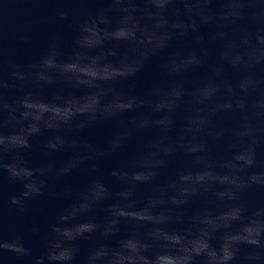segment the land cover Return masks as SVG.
Wrapping results in <instances>:
<instances>
[{
    "label": "clouds",
    "instance_id": "obj_1",
    "mask_svg": "<svg viewBox=\"0 0 264 264\" xmlns=\"http://www.w3.org/2000/svg\"><path fill=\"white\" fill-rule=\"evenodd\" d=\"M105 3L77 25L67 55L53 42L38 61L20 66L0 49V179L6 174L22 185L10 204L25 213V202L44 196L50 180L94 173L100 158L119 152L134 136L148 139L128 167L109 173L122 186L118 191L101 179L90 180L75 197L63 186L66 202L47 226L40 255L23 235H4L0 204V257L11 253L21 264H264V205L249 207L242 200L249 189H264V171L254 170L257 149L264 146V70L258 71L264 69V0ZM70 11L65 7L58 15L65 19ZM189 36L196 47L163 59L166 84L143 96L119 89L147 59ZM202 68L205 77L190 84L189 76ZM229 69L238 73L235 82L227 78ZM51 86L57 91L47 100L34 90ZM12 88L20 94L10 99ZM68 88L85 92L66 93ZM126 113L137 115L125 119ZM100 121L116 127L103 149L66 134ZM45 131L54 133L43 146L47 156L65 149L72 155L61 164L45 159L31 166L32 141ZM220 141L230 154L213 157L209 145ZM179 155L188 164L161 183L159 170ZM145 186L149 193L138 199ZM194 202L199 207L186 214ZM125 226L128 234L109 244ZM82 240L93 244L81 258Z\"/></svg>",
    "mask_w": 264,
    "mask_h": 264
},
{
    "label": "water",
    "instance_id": "obj_2",
    "mask_svg": "<svg viewBox=\"0 0 264 264\" xmlns=\"http://www.w3.org/2000/svg\"><path fill=\"white\" fill-rule=\"evenodd\" d=\"M105 0H0V49H2L5 59L10 58L15 64L27 66L38 61L47 51L49 45L57 43L64 55L69 54L74 46L76 28L80 21L96 13L99 8L106 7ZM68 7L71 9L67 18L61 19L58 10ZM218 4L213 5L217 9ZM113 22L116 16L112 17ZM210 30L202 28L201 32L207 34ZM108 47L113 45L109 43ZM196 47L194 37L174 40L168 50L163 53L153 55L144 63L142 70L131 80L120 81L118 87L124 92L138 96L145 95L153 87L164 85L167 79L161 70L163 59L171 52L183 51ZM125 50L120 46V51ZM210 58L215 60L216 53L214 47H209ZM115 59V58H111ZM5 70L8 65H4ZM264 69H260L261 71ZM207 73L206 68H202L189 76V83H196L202 80ZM227 78L235 82L238 73L229 69ZM43 99H50L57 91L56 86L34 89ZM66 93L83 95V89H65ZM18 89L7 90L10 99L19 95ZM137 113H126L125 119H133ZM183 112L178 111L177 125L182 121ZM116 132L115 124L112 121H100L92 128L81 132H66L69 136H79L86 142L103 149ZM54 135L45 131L42 135L35 137L32 141L33 147L27 154V159L31 166H39L45 159H52L57 164L63 163L72 155L70 149H65L47 156L43 150L44 143L48 136ZM148 137L138 134L131 142L119 152L111 156L100 158L97 163V170L94 173L75 171L69 176L49 181L45 195L33 198L25 202L26 212L21 213L17 207L10 204V197L19 195L22 185L16 181H10L5 177L0 179V204L4 206V235L12 238L21 234L25 238L27 246L32 248L34 255H40L44 251L43 235L47 226L55 218L58 210L66 202L60 195L63 186L68 185L72 189L75 197L92 179H101L107 183L112 191H118L122 186L114 181L109 175L112 169L128 167L133 155L143 149ZM210 154L213 157H224L230 154L226 141L210 143ZM255 171H264V146L257 149ZM188 164V160L183 155L172 158L166 167L159 170V181L166 182L179 168ZM150 191V186L142 188L138 199H143ZM243 202L249 207L264 205V189L253 188L242 194ZM199 207V202H194L189 206L186 214ZM97 219L103 217L102 208L95 211ZM40 229L39 234H34L32 229ZM128 234L127 226L121 232L111 238L108 243L114 245L117 240ZM92 240L80 241L81 258L92 246ZM0 264H21L11 253L0 257ZM78 264L80 262L78 261Z\"/></svg>",
    "mask_w": 264,
    "mask_h": 264
}]
</instances>
